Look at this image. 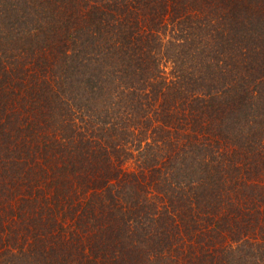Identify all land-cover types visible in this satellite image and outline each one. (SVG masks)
Returning a JSON list of instances; mask_svg holds the SVG:
<instances>
[{"label": "trees", "instance_id": "trees-1", "mask_svg": "<svg viewBox=\"0 0 264 264\" xmlns=\"http://www.w3.org/2000/svg\"><path fill=\"white\" fill-rule=\"evenodd\" d=\"M0 264H264V0H0Z\"/></svg>", "mask_w": 264, "mask_h": 264}]
</instances>
